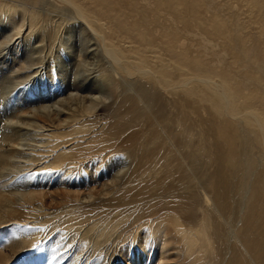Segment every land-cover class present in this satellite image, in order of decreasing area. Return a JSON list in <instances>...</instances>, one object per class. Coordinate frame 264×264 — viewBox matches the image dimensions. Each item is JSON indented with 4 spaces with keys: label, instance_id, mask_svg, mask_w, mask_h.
<instances>
[{
    "label": "bare ground",
    "instance_id": "obj_1",
    "mask_svg": "<svg viewBox=\"0 0 264 264\" xmlns=\"http://www.w3.org/2000/svg\"><path fill=\"white\" fill-rule=\"evenodd\" d=\"M142 1L145 8L130 0H0V22L10 30L0 44L16 36L26 41L37 38L31 45L22 42L31 48L23 49L31 53L29 57L24 58L27 53L21 55L17 44L10 47L9 66L14 68L7 73L16 80L25 78L34 67L39 70L48 56L61 59L63 51L72 54L71 64L78 66V73L91 72L86 78L75 75L72 88H62L67 92H61L63 96L54 103L24 109L6 121L0 157L9 156L12 167L6 161L0 178L19 168L38 165L42 158L50 162L42 174L46 185L59 184L70 191L76 185L66 173L73 169L83 181L111 178L105 187L99 182L101 189L97 191L92 187L94 194L75 195L72 202L77 214L65 219L69 220L65 225L53 222L55 218L47 213L42 201L35 205L29 200L31 226L25 230L24 244L32 245L57 230L54 245L59 251L67 246L71 261H77L84 251L97 252L100 262L105 257L99 254L103 246L126 241L120 245L125 250L135 246L132 255L126 254L128 264L138 261L139 247L146 248L143 258L150 259L151 264L169 261L171 257H165L169 247L175 249L176 264H264V107L249 106L252 111L246 110L247 120L242 122L240 116H232L223 107L228 101L219 86L217 89L206 82L207 92H203L174 85L171 71L182 76L187 69L171 66L167 28L152 20V6H159L165 24L171 8L182 7L185 0ZM227 1H240L245 8L246 0ZM70 21H76L77 26L68 25ZM158 28L163 31L161 46L156 45ZM71 29L76 31L68 34ZM217 30L216 24L211 25L212 32ZM75 32L85 41L89 56L73 40L68 41ZM203 99L213 103L212 112L239 121V125L212 117L207 120L199 109L187 112L189 100ZM112 105L120 106L121 118L115 126L97 118L100 110ZM218 133L226 138L225 144L220 143ZM128 144L138 150L134 159L123 153ZM14 158L22 162H12ZM117 158L120 162L117 166L113 163V168L111 162ZM33 176L16 177L6 192L31 198L27 190L35 185ZM96 197L100 204L94 207ZM42 217L47 218L44 226L39 223ZM153 250L159 255L157 262L151 259ZM51 252L56 254V250Z\"/></svg>",
    "mask_w": 264,
    "mask_h": 264
},
{
    "label": "rangeland",
    "instance_id": "obj_2",
    "mask_svg": "<svg viewBox=\"0 0 264 264\" xmlns=\"http://www.w3.org/2000/svg\"><path fill=\"white\" fill-rule=\"evenodd\" d=\"M130 2L134 5L137 4V6L140 8H145L143 7L145 3L142 0H134V1L130 0ZM225 2L228 1L227 0H185V3L182 7L174 6L171 8V11L167 15L165 24L163 23L164 16L161 13L159 6L153 5L152 20L156 21L157 25H163V26L165 25V27L167 28L166 42L168 45L169 60L171 66L172 67L181 66V67H186L187 69L185 74L182 76H178L177 73H175V71L172 70L170 73L171 82L174 85L183 84L184 89H203V92H207L205 88L208 84L206 82H208L209 84H213L212 86H214L217 89L219 86L223 90L225 99L228 101V105L223 104V107L226 108L232 116L235 117L240 116L241 117L240 120L244 122L247 120L246 116L248 113L246 112V110L252 111L251 108H248L249 106L264 107V0H246L244 3L245 8L242 7V3L240 1L237 2L230 1L228 4ZM246 13L251 15L247 16ZM0 23H2L3 25L0 27V32L2 31L0 33L1 34L0 38L2 39L0 40H4L5 39L4 37L10 35L8 34L10 33L8 32L10 30L8 29V25L4 24L3 22ZM213 24H216L218 26L217 31H213V32L211 31V25ZM68 25L77 26V23L76 21H70ZM6 28L7 30H5ZM65 30L67 31L68 28H66ZM69 31L70 32H68V34L76 30L71 29ZM162 32H163L162 29L160 28L157 29L156 45L158 46H161L162 43L161 40ZM17 37L18 36L11 37L10 38L11 40L8 41L7 43L0 44V51L2 49L1 52H3V54H1L0 52L1 55L0 61L2 60L0 64L1 66L0 67V143H1L2 135L6 131L4 125L10 117L11 120L14 114H17L18 112L23 111L24 109L38 106V104L40 105V104L54 103L56 99L62 97L63 94L67 92L64 89H66L67 87L72 88L71 82L75 81L76 78L74 77L75 75H79L80 77L86 78L87 76H89V73H91L88 71H82L78 73L77 72L78 66L76 68L74 67V65L71 64L72 61L74 62V60L70 59L72 57V54L68 52L70 54L69 56V54L66 53L67 51H65V53L63 51L61 53V59L58 58L54 59V56L51 58L48 56L46 59L44 58L45 60L41 65V67H39V70L38 68L36 70L37 67L36 66L33 68V70H31L32 71L30 72L31 74L28 72L30 75L28 74L25 78L22 77L21 79L18 78L16 80L13 75L9 74L10 72L7 73V71H11L14 68L13 66L12 68L10 67L12 65V60H11L12 52H10L11 51L10 47L13 44H17V46H19V48L21 49V55H22L24 53H27L26 51L28 50V48L29 50H31L30 46L26 47L27 42L29 43V45H31L33 43L32 41L33 40L35 41L37 39L35 36V37H31L32 40L29 39L28 41H26L23 40L22 37H18V38ZM62 37H67V36L63 34ZM62 39L67 40L66 38H62ZM71 40H73L75 43ZM62 41L60 42V44L62 43L63 45L64 41L63 42ZM68 41H71L74 45H76L77 48L81 47L83 49L84 55L89 56V53L86 52L85 49L86 48L85 41L82 39V37L79 35L78 32L77 33L75 32L74 38H68ZM22 42L23 43L25 42L24 44L26 45L22 44ZM61 47L62 46L60 45L58 48L60 51L62 50ZM24 48L27 50H24L23 52ZM75 48H73V50ZM9 52L10 54H8ZM28 54L31 55V53H27L26 55H24V58L25 56L29 57ZM65 54H67L69 60ZM63 59L65 60V62L63 61ZM56 60H57L56 63L58 64L55 63ZM60 60H62L63 65L59 64L61 62ZM76 60H78V58H76ZM5 61H7L8 63ZM52 61H54V63ZM50 64L53 66H50ZM54 64H56V66ZM45 67H48L49 70L48 68ZM1 68L4 69L2 70ZM10 68L11 70H9ZM59 70L60 72H58ZM35 71L37 72L35 73ZM56 71L58 73H56ZM64 71L66 72V75L68 73V77L66 75L63 76L65 73ZM48 74L50 75L52 74V75L50 76ZM61 76H62L61 79L63 80L64 83L60 82L61 79H59V77ZM3 77H5V79ZM6 78L8 80H6ZM3 79L6 82L2 81ZM47 81L48 82L50 81L49 84ZM65 81L68 82L69 84H66ZM3 82L6 84V86L3 85ZM59 83H61V85ZM10 85H13L11 86V89H10ZM42 87H43V91H42ZM55 88H57L58 90ZM45 89L47 90V92L45 91ZM48 92H50L51 94ZM61 92L63 94H61ZM45 94H47L46 95L47 97L45 96ZM211 97L213 98V101L216 103L215 97L213 95H211ZM28 100L30 101V103ZM213 107H214L213 103L209 104L205 99H203V101L189 100L186 104V110L189 114H191L192 110L199 109L201 110L200 112L201 116L207 118V120L209 118L210 119L213 118L218 122H224L227 124L235 123L237 126L239 125V121L232 122L227 120L224 115L220 114V116H218L215 112H212ZM97 118H99L102 122L109 123L110 126H115V124L121 118L120 106L112 105L106 108L104 111L100 110L98 112ZM7 133H9V135L11 134L9 131H7ZM218 139L220 143L222 144L226 143V138L220 135V133H218ZM2 150L4 149H0V152ZM137 151L138 150L137 148L134 147V145L128 144L127 146L124 147L123 153L126 154L130 159H134L135 152ZM8 157L9 156L0 157V169L4 167L6 161L8 162L9 167H12V163L9 161ZM12 162L21 163L22 160L14 158L12 159ZM119 162H120V158H117L115 161L113 160L111 163L112 165L114 163L116 164L115 166H117ZM49 163L50 162L48 161V159L42 158L40 162L37 163L38 165L25 166L26 168L24 167L19 168V170L16 171L18 173L10 172L5 177H2V179L0 178V264H64L65 262H66L65 264H94V263L95 264H128V258L126 254L132 255L135 252V246L132 245L134 247L132 248V246L130 245L128 247L129 249L125 250L124 248H122V246L127 243L126 241L117 243L112 247L109 246V248L103 246L102 251H99V254L101 253L100 255L102 258L105 255L104 259L101 260L102 262L97 261L96 259L98 255L97 252L91 254L89 252L84 253V251L81 252L82 254L80 253V257L77 259V261L68 260V257L70 256L69 254L70 251L68 247L67 246H66L67 248L65 246L61 247L60 248L61 251H59L58 247L54 245V241L57 237L56 235L57 230L51 232V234H49L51 229L48 231L46 230L45 234H49V235L45 236V238L44 236L39 238L32 245L27 246L26 244H24L25 234H26L25 230H29L31 226L28 225V223L30 222L29 214L32 212L31 207L28 204L29 200H32V202H36L35 205H40V202L42 201L43 207L47 209V213L52 214L53 217L55 218L53 222H55L56 224L62 223V225H65V222H69V220L66 221L65 219H68V217L71 214L72 215L77 214V212L75 211L76 209L74 208V203L72 202V199L75 197V195L76 196L85 195L89 193L94 194L95 188L96 191L98 189H101V187L98 186L99 182L102 181L101 182L102 187H105L111 181V178L105 181H103V179L97 178L98 182H96L97 181L96 178L94 179L95 182H93V180L91 181V179L87 181H83L82 179L79 178V175L75 171L76 169L75 170L73 169L66 174L70 177V180H72V182L75 183L74 184L76 185L75 188L68 191L61 188L59 184H57V186H55L54 184H47V185H52L50 187H47V185L42 181L43 179L42 174L46 172L45 166L49 165ZM115 166L113 165V168ZM111 167L109 168V170L113 169ZM29 173L34 174L33 184H35L27 190V196H30L31 198H27V197L22 198L17 195H10L6 192V188L10 187L18 177H23L25 175L28 176ZM0 176H4V175H0ZM92 187L95 188L92 190ZM98 200L99 198L96 197L95 202L93 203L94 207H97V205L100 204ZM46 219L47 218L42 217L39 223H41L43 226L46 225L47 223L44 222ZM67 234L68 233L64 235L67 236ZM51 244L53 246H51ZM107 249L112 255L109 254V252H107ZM142 249L144 250L143 253L140 252V250L142 251ZM168 249L169 250H167L166 252L167 255L165 253L166 255L165 257L167 258L171 257L172 259L170 258L169 261H166L164 259V263L176 264L174 263L176 257L175 249L173 247H169ZM54 250H56L55 255H53L51 252ZM123 250L125 253L123 252ZM145 250L146 248L144 247H139V249H136V255L138 257V261L136 262V264H147V263L151 264L148 262L150 261V259L144 260L143 258L144 256H147V252ZM118 254L119 255L121 254L120 255V258H122L121 260ZM155 254L156 251L153 250V255L151 254L152 261L153 260L156 261L159 259L158 257L159 255L157 256V254L156 255ZM109 256L111 257L110 259H108ZM50 258L53 260V263L52 260H50ZM142 258L144 261L142 260Z\"/></svg>",
    "mask_w": 264,
    "mask_h": 264
}]
</instances>
